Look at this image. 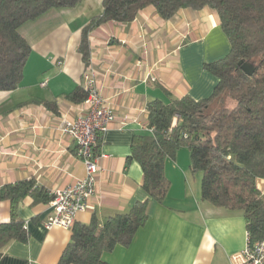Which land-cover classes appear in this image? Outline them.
<instances>
[{"label":"crops","instance_id":"obj_1","mask_svg":"<svg viewBox=\"0 0 264 264\" xmlns=\"http://www.w3.org/2000/svg\"><path fill=\"white\" fill-rule=\"evenodd\" d=\"M102 0H81L71 9L51 10L24 24L20 35L31 48L23 79L11 92H0V187L33 178L47 194L84 177L75 143L58 131L63 117L74 119L82 103L68 96L83 88L82 75L93 70L115 121L98 146L100 171L90 209L75 223L88 225L93 216L103 223L148 201V220L129 246L103 254L106 264H234L232 257L247 245L242 212L216 208L200 200L201 173L189 168L188 151L166 160L170 189L162 204L142 189L143 174L131 155L135 135H151L146 105L188 96L211 95L217 79L204 65L230 51L215 11L180 10L162 20L153 7L130 23L109 22L89 35L86 66L78 53L82 29L102 13ZM264 200V179L256 180ZM26 224V243L10 242L0 264H58L71 231L46 228L48 203L24 198L16 208ZM11 217L9 202L0 203V223Z\"/></svg>","mask_w":264,"mask_h":264},{"label":"trees","instance_id":"obj_2","mask_svg":"<svg viewBox=\"0 0 264 264\" xmlns=\"http://www.w3.org/2000/svg\"><path fill=\"white\" fill-rule=\"evenodd\" d=\"M81 0H0V92L16 90L22 79L31 48L19 29L51 10L71 9ZM102 13L82 29L78 53L89 64L90 33L109 22L130 23L138 13L153 7L168 21L180 10L209 8L216 12L228 38L229 53L204 65L217 79L211 95L202 100L188 96L146 105L151 135H135L131 155L142 171V189L162 204L170 189L164 174L166 160H175L185 148L190 171L201 173L200 200L213 207L240 211L250 243L264 239V200L256 187L264 179V0H102ZM254 65L252 76L238 63ZM84 88L68 98L82 103ZM99 146V145H98ZM26 197L48 203L52 197L33 178L0 187V203L9 202L11 217L0 223V259L12 242L26 243L25 223L16 215ZM148 201L137 202L124 214L100 223L95 216L88 225L74 223L70 242L58 264H106L102 255L117 246H129L148 220Z\"/></svg>","mask_w":264,"mask_h":264},{"label":"built area","instance_id":"obj_3","mask_svg":"<svg viewBox=\"0 0 264 264\" xmlns=\"http://www.w3.org/2000/svg\"><path fill=\"white\" fill-rule=\"evenodd\" d=\"M87 97L83 110L74 119L63 117L58 125L62 135L71 138L75 143V156L84 167V177L62 189L50 193L51 216L46 228H61L71 231L76 216L90 209V201L96 193V181L100 171L98 145L103 136L115 121L114 109L110 101L102 95L93 70L82 75ZM26 227V224H25ZM245 249L234 255V264H264V239L253 244L247 233Z\"/></svg>","mask_w":264,"mask_h":264},{"label":"water","instance_id":"obj_4","mask_svg":"<svg viewBox=\"0 0 264 264\" xmlns=\"http://www.w3.org/2000/svg\"><path fill=\"white\" fill-rule=\"evenodd\" d=\"M238 66L240 67L241 71L247 76H252L255 71L254 65L249 62L240 61L238 63Z\"/></svg>","mask_w":264,"mask_h":264}]
</instances>
